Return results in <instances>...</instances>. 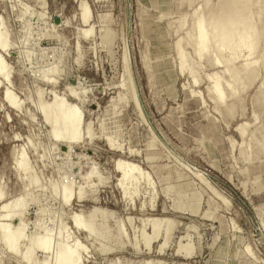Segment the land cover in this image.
<instances>
[{
  "label": "rangeland",
  "instance_id": "rangeland-1",
  "mask_svg": "<svg viewBox=\"0 0 264 264\" xmlns=\"http://www.w3.org/2000/svg\"><path fill=\"white\" fill-rule=\"evenodd\" d=\"M252 1L262 35L264 0ZM79 3L86 5L92 28V36L86 40L77 35L83 28L77 20ZM214 3L0 0L1 25L9 42L7 54L0 55L10 74L9 90L19 106L17 110L8 107L0 94V187L7 198L21 195L22 185L11 169L9 151L23 149L39 183L24 198L25 238L49 239L48 252H34V264H54L60 224L65 226L69 245L78 241L83 246V264H264V154L259 148L264 137V65L258 62L252 80L241 79L233 99L220 87L232 104L226 111L216 109L205 92L206 75L220 73L224 61L218 59L213 66L197 62L183 44L199 79L196 86L177 70L172 48L174 39L189 33L194 8L207 18ZM106 32L110 43L101 42L100 35ZM262 45L260 39L254 62L260 59ZM143 55L148 71L142 64ZM243 55L244 51L241 58ZM124 66L129 97L120 85ZM42 78L54 84H46ZM70 90L81 95L80 106L70 98ZM54 96L64 104L76 103L81 128L88 122L95 138L68 151L52 142L38 104H47ZM117 97H125L126 102L120 99L114 109L109 101ZM240 123L246 124L243 138L234 130ZM103 139L120 152L109 150ZM129 150L135 156L126 155ZM118 162L134 167L127 184L120 182L115 168ZM89 173L94 174L88 179L93 188L87 189L86 200L71 199L63 206L62 184L68 180L73 189L87 186L83 179ZM92 208L97 209L95 223L105 221L111 235L119 238L115 231L121 226L125 234L120 238L122 245L99 235L91 240L84 232L73 230L70 217L85 219ZM12 217L7 225L14 228L18 217ZM37 218L38 227L34 224ZM153 220L160 221V234L147 249L141 244V233H150ZM168 223L171 236L160 250ZM134 240H139L135 252L130 249ZM179 244H189V258L181 256L184 249L176 256ZM101 245L111 246L112 252L100 251ZM2 250L0 247V264H24Z\"/></svg>",
  "mask_w": 264,
  "mask_h": 264
},
{
  "label": "bare ground",
  "instance_id": "bare-ground-1",
  "mask_svg": "<svg viewBox=\"0 0 264 264\" xmlns=\"http://www.w3.org/2000/svg\"><path fill=\"white\" fill-rule=\"evenodd\" d=\"M20 4L22 3H19V6ZM206 4H207V0H204V5ZM252 7H253L252 0H215L214 7L212 10H210L209 15L207 14L208 15L207 18H203L202 15L199 14L198 7L194 8L192 12V16H193L192 24L189 33H186L184 36L177 37L176 39H174L172 43V48L174 50L175 60H176L175 61L176 68L179 72L186 73L189 76L191 80L190 82H192V84H196L199 81V79L195 74V71L192 66V62L187 58V55L183 48L184 45L190 48L191 54L193 55L192 57L197 62L199 61L202 63L203 61H206L207 63L210 64V66H213L215 65V62H217L218 59H222L224 61L225 64L222 68V71L220 70V73L217 72L216 73L217 75L216 74L206 75V79L208 80V83L205 92L212 101V103L214 104V107L216 109L219 107L224 108L226 111H230L232 109V104L225 100L224 93L220 88L221 86L222 87L224 86V89L227 92L228 97L230 99H233L236 94L237 85L241 84V79L243 78L245 79V81L247 80V82L252 80L253 78H255L256 69H257L256 66L258 65V62L264 65V32L262 35H260L261 32L260 30L257 29L256 16L253 12ZM26 9L27 12H29L27 7ZM78 10L79 11L77 14V20L80 26L83 28L77 32V35L83 40L90 39V37L92 36V28L88 24L89 14L87 7L85 4L79 3ZM2 21L3 20L0 21V54H4L9 48L7 34L5 31H3V27L1 25ZM100 36L102 39L101 42L106 41L105 43L107 42L110 43L111 38L109 33L106 32L104 34H101ZM260 39L263 42V45L260 48L261 56L258 61L254 62V55L259 49ZM233 43L235 44L234 46H232ZM74 49L75 51L76 50L78 51L77 48ZM77 51L75 53H77ZM243 51H244V55L241 58V53ZM142 58L143 57L141 56V59ZM240 58L242 59L240 61V64L234 65L237 59L239 60ZM147 63L148 62H146V58L144 56V59H142V64L146 71H148ZM123 69H124L123 79L122 81H120V85L122 87L123 86L125 87V90L129 97L128 89L126 88L125 78H124L126 72L125 66L123 67ZM55 70L56 68L54 67V70H50V73L51 74L54 73ZM226 76L227 78H225L226 80L223 83L222 81L223 77ZM9 77L10 74L6 70L5 64L0 55L1 101H3V103L8 107L17 110L19 106L15 101L13 93H11L8 87ZM41 81L45 82L46 84L48 83L54 84V82L52 80H49L48 78H42ZM68 93L70 98H72L75 102H77L78 105L81 104L82 102L81 95L74 93L73 90L72 91L70 90V92ZM36 94L38 100H40L41 92L37 91ZM122 98L125 99L124 102H126L125 97H117L116 99L109 101L110 106H112L115 109L116 106H119L120 104L119 100ZM64 103L65 102L62 101L61 98L54 96L52 101L47 104L40 102L38 104V110L40 112L44 124L48 127L49 138L54 143L62 144L65 147L66 151H68L69 149L73 148L74 145L81 144L82 141L89 142L95 137L88 122L84 127L81 128L80 126L82 123L81 115H80L81 111L80 109L79 110L77 109L78 107H75L76 103L73 102L74 103L73 106L71 103H69L71 105L67 103L66 105ZM245 125H246L245 123H240L236 125L234 128L235 133L238 134L240 138L244 137ZM12 140L19 141L17 137H13ZM103 141L105 142V145L109 150L117 153L120 152L116 147H114L113 143L110 140L103 139ZM27 142L30 143L28 140ZM259 148L261 149V152L264 154V137L262 138L259 144ZM239 152L240 154H242V149H240ZM9 154L10 157L13 159L11 169L15 174L16 181L21 182L23 191L21 192V195H19L18 197L7 198L5 196L3 189L0 187V221H2L0 222V247L4 250V252H7L8 254L11 255L13 254L20 262H23L24 264H34L33 262L34 259L33 256L35 254L34 252L37 251L41 253L48 252L47 250L49 246V239L47 236L41 238L36 236L33 239L26 241L24 234L25 224L23 221L24 220L23 211H24V205L26 203V202L24 203L25 195L28 194V191H31L33 189L35 191V189H38L39 183L37 178L33 175V173L30 170V167L27 162L28 159L26 158L23 149H18L15 151V148H13L12 150L9 151ZM125 154L130 157L135 156V153H133L132 150L125 152ZM130 166H124L122 163L120 164V162H118V164L115 165L116 170L120 173L121 184H127L131 181L134 167L132 168ZM92 173L91 174L89 173L90 175L86 174V176H84L83 180L87 186H79L78 188L73 189L72 183H69L68 180H67L68 182L66 181L65 184H62L61 204L63 206H68L71 199L72 201L76 200L77 202H83L86 200L87 189L89 188L91 190L93 188L91 187L92 183L90 184V186L88 184V179L94 175ZM49 188H50L49 190L50 194L53 195V192L55 191L54 187L51 185ZM153 198L154 196H152V200ZM15 215L18 217V223L15 227L13 226L14 228H12L11 226L10 228L7 225L8 219ZM96 215H97V209L92 208L87 213L85 219H82L80 215L70 217V223L73 227V230L75 229L77 231L84 232L85 236L87 238H90L91 240H96L97 239L96 235H99L107 240H111L115 242V244L122 245L123 240H120V238L123 239L124 233L120 228L121 226L116 228L117 231H115V233H119L118 235L120 236L119 238H117L116 236L111 235L109 233L105 225L106 224L105 221H101L98 224L95 223ZM38 221L39 219L37 218L36 221L34 222L35 226L39 224ZM145 222L142 223V228L145 227L146 225ZM159 222L155 221L151 224L150 233L148 235H144L142 230L140 241L144 248L148 249L151 241L155 240L159 236L160 234ZM63 226L64 225L61 224L60 226H58V230H57L58 240L56 247L54 248L55 250L53 252L54 253L53 263L83 264V260H81L82 259L81 254H83V250H84L83 246H81L78 241H75L73 242V244L69 245L68 244L69 241L67 242L68 236L65 234V230H64L65 226L64 227ZM261 227L264 228V224H261ZM171 230H172L171 224L168 223L164 229V232L162 233V239H161L162 241H160L159 243L160 250L164 248L168 243L169 238L171 236L170 235ZM138 242L139 240L138 241L134 240L130 243L131 245L130 249L133 250L134 252L138 248ZM99 249L100 251H102V249H105L106 253L112 252L111 246L107 247L105 245H101L99 246ZM183 249L185 250V254L181 255ZM175 252H176V256L180 257L181 255L184 258H189L191 256V247L189 246V244H182V245L179 244L178 247L175 248ZM145 264H150V263L146 261Z\"/></svg>",
  "mask_w": 264,
  "mask_h": 264
},
{
  "label": "water",
  "instance_id": "water-1",
  "mask_svg": "<svg viewBox=\"0 0 264 264\" xmlns=\"http://www.w3.org/2000/svg\"><path fill=\"white\" fill-rule=\"evenodd\" d=\"M258 234L261 235V232H260L259 228H258Z\"/></svg>",
  "mask_w": 264,
  "mask_h": 264
}]
</instances>
